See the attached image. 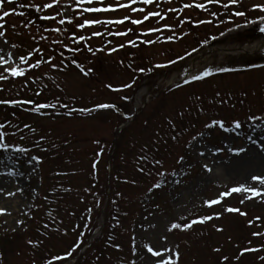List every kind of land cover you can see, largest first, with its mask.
Listing matches in <instances>:
<instances>
[{
    "label": "snow or ice",
    "instance_id": "1",
    "mask_svg": "<svg viewBox=\"0 0 264 264\" xmlns=\"http://www.w3.org/2000/svg\"><path fill=\"white\" fill-rule=\"evenodd\" d=\"M197 11L208 13L215 21L199 14L193 16ZM10 18L18 19L13 22ZM186 24L193 30L227 24L228 33L234 31L231 25H235V29L256 27L264 33V0H0V200L23 198L32 187V181H38L32 189V198L21 209L22 216L27 219L15 220L11 228L5 227L7 220L0 224V228H4L0 235L11 231L13 238L18 232L30 233L33 223L36 225V235L26 236L24 246L15 252L17 258H27L28 264H81L82 258L84 264H111L112 257L105 256V251L112 249L121 254L117 257L119 264H192L186 258L191 244L175 237L190 236L197 231L209 237L213 232L224 234L225 225L215 222L227 215H236L242 218L245 229L251 231L243 242L233 243V237L228 235L223 242L211 243L209 264H242L248 259L251 264H264V212L257 211L264 208V105L248 102L247 91L237 102H233L232 93L223 96L216 91L211 98L203 93H190L174 114L164 117L167 139L156 131L154 140L141 145L139 154L135 155L134 168L140 174L139 179L126 178L123 183L134 186L146 183L145 205L151 203L153 192H163L168 187L186 188L191 194L189 201L184 202L183 191L173 196L175 212L171 215L167 214L168 209L156 203L151 211L145 208L147 214L142 216V221L147 223L140 222L133 227L129 221L125 225L117 213L112 216V222L105 225L100 219L104 214V201L99 192L93 191L95 184H92L83 189L92 198L87 215L79 218L83 225L79 222L69 225L54 214L57 210L52 205L60 199L58 193L71 192L72 188H43L46 160L55 159L52 153L58 155L60 148L70 143L67 137L63 145L57 142L52 124L61 118L99 111H111L131 121L132 115L123 107L133 101L137 107L143 105L145 108L150 103L144 92L137 90L158 76H172L174 66L181 61L187 62L188 58L201 53V48L210 40L218 39L216 35L205 36L197 42L199 47L189 44L174 57L168 56L165 50L166 60L144 63L140 55L144 46L180 44L191 37L192 32L185 28ZM226 34L220 32V36ZM126 49L135 51L127 54V63L123 58L117 62L130 73L129 78L118 84H104L112 99L79 107L75 106V95L64 99L62 75L79 74L91 79L96 75V68L87 67L86 70V65L97 64L102 59L101 54L113 56ZM193 67L195 71L184 68L177 73L163 90L175 95L186 86L203 83L218 73L237 71L208 65ZM252 67L264 68V65ZM225 106L232 115L212 114ZM193 116L197 121L203 118L199 128L192 121ZM186 119L188 127L184 126ZM45 121L51 123L45 125ZM144 125L150 126V121L145 120ZM219 130L236 132V135L224 137L228 140L226 144L210 147L209 135ZM241 130L243 137L239 135ZM169 140L177 148L171 161L158 155L159 145H167ZM241 140L243 143L239 142ZM93 142L101 144L99 139ZM104 151L101 148L91 163L90 174L96 181L99 180L98 157ZM219 153L231 154V164L246 169L242 178L231 185L220 182V173L214 170ZM209 156L213 157L211 163ZM257 159L262 161L260 166L248 169L247 163ZM197 165L201 182L190 186ZM53 175L68 177L77 173L56 170ZM193 187L199 188V194L192 191ZM115 195L121 197L123 194L117 192ZM38 200L45 202L47 207L42 208ZM232 200L236 204H232ZM81 203H84L83 198ZM34 212H43V222L37 220ZM12 215L10 207H0V218ZM69 215L75 217L76 213ZM123 216L127 218L129 213ZM70 232L75 238L66 247L59 251L49 247L53 236L68 237ZM121 235H127V240H121ZM88 236L99 240V246L88 243ZM0 264H10L3 250H0Z\"/></svg>",
    "mask_w": 264,
    "mask_h": 264
},
{
    "label": "rangeland",
    "instance_id": "2",
    "mask_svg": "<svg viewBox=\"0 0 264 264\" xmlns=\"http://www.w3.org/2000/svg\"><path fill=\"white\" fill-rule=\"evenodd\" d=\"M25 11L28 10L26 9ZM197 14L215 21V18L208 17V13L206 12L198 13L197 11L192 13L193 16ZM221 18L225 17L222 16ZM10 19L15 22L18 18ZM231 26L234 28V31L228 33L227 28L229 25L227 24H221L218 28L201 26V28L196 30L189 28L186 24L185 28L191 31L192 35L191 37H186L185 41L180 42V44H157L151 48L144 46V51L140 55L144 57V63L147 64L153 61L166 60L168 57L163 54L165 50L168 51V56L174 57L176 53L183 52L185 48H188L189 44H195L199 47L197 42L202 41L205 36L216 35L218 37L217 40H210L204 48H201V53L188 58L187 62L181 61L179 65L174 66L172 76L167 78L163 75L158 76L150 84H144L142 89L137 90V92L143 91L150 103L145 108L143 105L137 107L135 101H133L126 107H123V110L128 111L132 115L131 121H126L111 111H99L91 115L61 118L55 124H52L56 129L55 135L58 143L63 145L66 137L70 141L67 147L62 146L60 148L58 155L53 152L52 155L55 156V159H47L44 167V189H50L52 186L72 188L71 192L57 194L60 199L56 204L52 205V208L57 210L54 214H57L58 218L64 219L65 223L69 225L77 222L83 225V221L79 218L87 215L86 209L91 206L92 199L90 194L83 192V189L89 188L92 184H95L93 191L99 192L104 201V214L100 219L104 221L105 225L112 222V216L118 213L125 225L131 221L132 226L137 227L140 222H144L142 221V216L147 214L145 208L151 211L156 203H160L162 207L168 209L167 214L171 215L175 212L172 197L179 196L182 191L184 192V202L189 201L191 194L186 188L177 187L172 189L168 187L163 192H153L151 203L145 205L143 201L145 199L147 184L142 182L138 186H134L123 183V180L133 177L139 179L140 174L134 170L136 163L135 155L139 154L141 145L156 138V131H159L161 136H165V139H167L166 133L168 129L164 122V117L169 113L174 114L180 105L185 102L186 98L189 97L190 93H203L208 98H211L216 91H220L223 96L232 93L235 97L233 102H237L241 98L242 93L247 91L249 92L248 102L256 106L264 105V68L252 67L253 65H264V33H261L256 27L235 29V25ZM221 31L227 34L220 36ZM164 35H167V33ZM133 51L135 50L126 49L113 56L101 54L102 59L97 64L94 66L86 65V70L87 67L96 68V75L91 79L84 78L79 74L62 75L60 79L63 82L62 86L65 88V94L61 95L65 100L75 95L77 97L75 106L77 107L81 106V104L94 106V102H106L112 99V95L104 88V84L108 82L118 84L121 80L129 78L130 73L122 68L117 61L123 58L125 59V63H127V54ZM193 65H196L198 68H202L205 65L213 68L229 67L237 71L218 73L203 83L191 87L186 86L184 90L178 91L175 95L163 90L164 85L168 84L184 68L195 71L196 69ZM74 71L78 72V70ZM157 85L160 86L157 87ZM252 92H255L256 95L252 96ZM130 93L136 95L131 90ZM237 109H240L238 103ZM64 111L66 112V110ZM212 114L230 116L233 113L225 106L222 109L217 108ZM202 119L197 121L195 116L192 117V121L196 123L197 128L201 126ZM145 120L150 121V126L144 125ZM50 123L51 121H45V125ZM184 126H189L187 119L184 121ZM193 131L195 130L193 129ZM230 135L235 136L236 132L225 133L223 130L215 131L208 137L209 146H220L228 143V140L224 139V137ZM239 135L243 137L244 132L241 130ZM95 139H99L101 144H95L93 142ZM239 142L243 143L242 140ZM134 145L135 147H133ZM159 147L160 152L158 155L165 156L170 161L175 157L177 148L170 140L167 145L161 143ZM101 148H104L105 151L101 157H98L100 160L98 165L99 180L96 181L90 174L92 171L91 163L93 157ZM217 155L219 160L217 169L214 170L220 173V182L231 185L235 180L242 178L246 169L233 166L231 164V160L233 159L231 154L219 153ZM212 159L213 157L209 156L210 163ZM261 163L262 161L258 159L249 161L247 168H257ZM56 170L75 171L77 175L55 177L53 173ZM200 182L201 174L197 165V168L192 173L190 186L198 185ZM21 183H24L23 178H21ZM37 184L38 181L34 179L32 187L27 189L23 198L17 197L11 201L0 200V207H10L13 211L12 216L0 218V224L4 220H7L8 224L5 227L11 228L15 226V220L27 219V217L22 216L21 209L32 198V189ZM192 191L199 194L198 187H193ZM117 192L123 195L116 197L115 194ZM43 194L41 192V195ZM81 198H83L84 203H81ZM50 199L56 198L50 197ZM113 200H116L117 203L113 204ZM37 203L42 208L47 207L43 201L38 200ZM231 203L236 204V201L232 200ZM189 207H191V204H189ZM257 211L264 212V208L257 209ZM71 212H75L76 216H70L69 213ZM125 212L129 213L127 218L123 216ZM33 215H36L38 221L43 222V212H34ZM215 223L225 225L226 232L224 234L213 232L209 237L201 236L199 235V231H197L190 236L181 234L175 237L177 240L186 239L191 244V249L187 251L186 258L192 264H209L211 256L209 245L211 243L223 242L228 235L233 237V243L243 242L248 232L251 231L245 229L242 218L236 215H227L221 221ZM35 227L36 225L33 223L30 233L24 234L18 232L15 238H13L11 231L6 235H0V250H3L7 254L10 264H28L27 258L20 260V258L15 256V252L24 246L23 241L26 236L36 235ZM105 230L110 231V229ZM3 232L4 228H0V233ZM74 238L71 232L68 237L53 236V239L49 242V247L54 251H59L71 243ZM100 239H103V237H100ZM120 239L126 241L127 235H121ZM87 240L88 243L99 246V240L91 236H88ZM109 255L112 257L111 264H119L117 257L121 255L120 253L108 249L105 251V256ZM81 264H84L83 258L81 259ZM242 264H251V260H244Z\"/></svg>",
    "mask_w": 264,
    "mask_h": 264
},
{
    "label": "trees",
    "instance_id": "3",
    "mask_svg": "<svg viewBox=\"0 0 264 264\" xmlns=\"http://www.w3.org/2000/svg\"><path fill=\"white\" fill-rule=\"evenodd\" d=\"M33 18H35V17H33Z\"/></svg>",
    "mask_w": 264,
    "mask_h": 264
}]
</instances>
